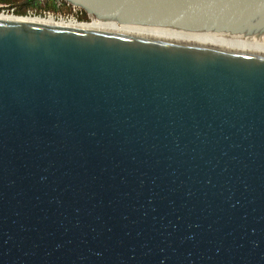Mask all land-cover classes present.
<instances>
[{
    "label": "water",
    "instance_id": "1",
    "mask_svg": "<svg viewBox=\"0 0 264 264\" xmlns=\"http://www.w3.org/2000/svg\"><path fill=\"white\" fill-rule=\"evenodd\" d=\"M63 1L264 31V0ZM0 264H264V52L0 17Z\"/></svg>",
    "mask_w": 264,
    "mask_h": 264
},
{
    "label": "bare ground",
    "instance_id": "2",
    "mask_svg": "<svg viewBox=\"0 0 264 264\" xmlns=\"http://www.w3.org/2000/svg\"><path fill=\"white\" fill-rule=\"evenodd\" d=\"M0 17L19 20H30L41 23H57L70 26L102 29L123 33L161 37L214 46L238 48L264 52V31L259 33H231L214 30H186L170 25H147L138 23H119L114 18H98L89 15V22H78L75 19L55 21L52 17L41 18L32 16H17L0 13Z\"/></svg>",
    "mask_w": 264,
    "mask_h": 264
},
{
    "label": "rangeland",
    "instance_id": "3",
    "mask_svg": "<svg viewBox=\"0 0 264 264\" xmlns=\"http://www.w3.org/2000/svg\"><path fill=\"white\" fill-rule=\"evenodd\" d=\"M24 1L26 0H2L0 2V5L3 4H10L9 9L8 7H3L5 10H10L12 6L15 7V10L13 11L12 15L17 16H32V17H41V18H47L52 17L55 21L59 20V17H70L72 15V18H76L78 22H89V18H84L81 20L80 18L76 17V15L72 13V10L69 6V8H65L62 6H52V3L50 0H36L38 3L34 5H24ZM61 1V0H60ZM2 7H0V13H1ZM24 10L23 13H19L18 11ZM10 13V11H9ZM6 14V13H5ZM49 14V16H47Z\"/></svg>",
    "mask_w": 264,
    "mask_h": 264
},
{
    "label": "flooded vegetation",
    "instance_id": "4",
    "mask_svg": "<svg viewBox=\"0 0 264 264\" xmlns=\"http://www.w3.org/2000/svg\"><path fill=\"white\" fill-rule=\"evenodd\" d=\"M1 1L2 0H0V2ZM35 2H37V1L36 0H26V1H24V5L23 6H25L27 4L34 5ZM50 2L52 3V6L53 7H55V6H62V7H65V8H69V6L67 4H65L64 2H62V1L50 0ZM8 5H10V4L0 5V7H2L1 10H5L3 7H8V9H9V6ZM10 9H12V11H14L15 10V7L12 6ZM75 15H76V17L85 16L86 18H88L87 15L83 11L77 12Z\"/></svg>",
    "mask_w": 264,
    "mask_h": 264
},
{
    "label": "built area",
    "instance_id": "5",
    "mask_svg": "<svg viewBox=\"0 0 264 264\" xmlns=\"http://www.w3.org/2000/svg\"><path fill=\"white\" fill-rule=\"evenodd\" d=\"M56 1H60V0H56ZM61 1L64 2L65 4H67L68 6H70L73 15L76 14L77 12L82 11V10H81L79 7H77V6L71 5V4H69V3H67V2H65V1H63V0H61ZM9 11H10V13H9ZM1 13L13 14V11H12V9H10V10H1ZM47 16H49V14H48ZM65 19H75V20H76V18H72V15H71L70 17H65V18H63V17H59V20H65Z\"/></svg>",
    "mask_w": 264,
    "mask_h": 264
},
{
    "label": "trees",
    "instance_id": "6",
    "mask_svg": "<svg viewBox=\"0 0 264 264\" xmlns=\"http://www.w3.org/2000/svg\"><path fill=\"white\" fill-rule=\"evenodd\" d=\"M38 2H35V4H37ZM19 13H23L24 12V10H20V11H18ZM78 18H80L81 20H83L84 18H86L85 16H80V17H78Z\"/></svg>",
    "mask_w": 264,
    "mask_h": 264
}]
</instances>
